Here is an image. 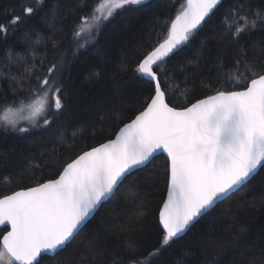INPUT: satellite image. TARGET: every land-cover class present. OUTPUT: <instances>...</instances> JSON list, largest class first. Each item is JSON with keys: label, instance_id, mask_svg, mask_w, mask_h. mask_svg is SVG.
<instances>
[{"label": "trees", "instance_id": "obj_1", "mask_svg": "<svg viewBox=\"0 0 264 264\" xmlns=\"http://www.w3.org/2000/svg\"><path fill=\"white\" fill-rule=\"evenodd\" d=\"M100 1L0 0V24L4 25H9L14 16L23 15V7L36 8L35 15L8 27L6 34L0 32V110L35 92L44 96L45 90L37 87V77L42 81L52 75L47 69L54 63L59 71L53 79L63 88L65 98L62 114L53 117L51 111L49 125L26 132L0 125V198L56 177L64 164L111 139L123 123L142 110L136 101H142L148 89L134 80L137 59L142 58V50H151L166 37L167 27L161 25L166 18L170 25L185 0H147L143 8L129 5L127 10L117 9L118 14L105 21L95 39L85 45L86 37H74L73 31L79 16L90 14ZM56 3L61 5V11L51 18L49 12ZM240 4L244 8L239 16L264 10V0H222L212 22L198 30L199 35L171 54L170 59L165 58L162 67L168 69L165 76L171 77L165 86L170 105L188 106L195 99L213 94L205 87L215 85L218 77L229 81V90H237L231 84L244 78V69H234V57L246 52L251 62L264 39V32L255 30L243 34L238 44L228 38L227 26L238 17L225 19L224 14ZM70 8L75 9L71 15ZM78 44L84 46L78 48ZM93 73L99 76L92 78ZM102 104L103 121L97 115ZM128 108L130 119L117 123L122 112L129 115L123 111ZM166 162L163 154L156 155L143 171L134 170L128 175L58 260L62 264H111L116 257L140 259L159 248V254L149 258L150 264H209L217 251L214 245L209 246V236L221 244L236 241L234 249H229L219 264L233 257L240 264V249L252 240L257 242V248L243 259L259 256L264 249V206L258 202L264 192L260 184L264 170L259 168V175L251 184L215 204L185 234L174 238L175 242L162 245L159 211L167 191ZM146 176L150 178L145 179ZM254 201L257 202L252 206ZM101 222L104 235L98 238L95 229ZM241 226L247 231L239 233ZM7 229L0 227V240ZM50 256L42 255L40 264H52Z\"/></svg>", "mask_w": 264, "mask_h": 264}, {"label": "snow or ice", "instance_id": "obj_2", "mask_svg": "<svg viewBox=\"0 0 264 264\" xmlns=\"http://www.w3.org/2000/svg\"><path fill=\"white\" fill-rule=\"evenodd\" d=\"M42 2L36 0V3ZM146 3L147 0H101L90 14L79 16L73 36L81 37L94 27L98 30L102 21L118 14L117 9L127 10L129 5L143 8ZM221 3L222 0H185L175 18L170 20V26L166 18L161 25L167 27L166 38L151 50H142L139 54L142 58L138 57L134 69V80L148 89L143 100L136 101L143 110L135 114L130 123H123V120L130 119L131 108L123 110L129 115L122 112L118 116L117 123H123V127L119 128L114 140L109 139L77 155L63 165L57 178L0 198V225H10L11 229L0 240V264H40L38 258L42 253L52 254L49 257L52 264H62L58 260L60 253L86 226L89 217L115 195L133 170L143 171L158 150L166 153L167 158V199L159 211L164 233L162 245L175 242L174 238L222 197L227 198L234 194L233 190L239 191L240 187L251 184L259 175L258 167L264 170V39L251 62L246 52L234 57V69L237 72L241 67L244 69V78L231 84L237 90H229V81L218 77L215 85L210 83L205 87V91L213 94L195 99L188 106H170L168 102L165 86L171 77L165 76L168 69L162 67L165 58L170 59V54L179 46L194 40L199 35L198 30L212 22ZM243 8V4L233 5L224 14L225 19L238 17L226 29L234 44H238L245 33L264 32V10L239 16ZM105 9L106 14H96ZM60 11L61 5L53 4L49 17L55 18ZM74 11L70 8L68 14ZM22 13L14 16L9 25L0 24V32L6 34L8 27L35 15L36 8L23 7ZM49 26H52L51 20ZM83 46L77 45L78 48ZM47 71L52 75L45 76L42 81L37 77V87L45 90L44 97L27 105L31 109L28 117L20 115L25 107L23 104L20 109H6L0 116V120L13 130L28 131L17 127L18 120L31 119L35 123V118L45 110L46 102L53 117L62 114L65 108L63 88L53 79L59 66L54 63ZM98 76L99 73L92 74V78ZM104 107L102 104L97 110L101 121L104 120ZM43 124L49 125L50 120L44 119ZM260 184L264 188V177ZM258 202L264 206V192ZM246 231L244 226L239 229V233ZM95 233L98 238L103 237V222ZM235 243L233 239L221 244L209 236V246L217 249L209 264H219V259L229 249H234ZM256 248L255 240L246 243L240 249V264H264V249L259 256L243 259ZM134 251L132 249L133 254ZM159 252V248L154 249L140 259L116 257L111 264H150L149 258ZM225 264H237V261L233 257Z\"/></svg>", "mask_w": 264, "mask_h": 264}, {"label": "rangeland", "instance_id": "obj_3", "mask_svg": "<svg viewBox=\"0 0 264 264\" xmlns=\"http://www.w3.org/2000/svg\"><path fill=\"white\" fill-rule=\"evenodd\" d=\"M101 2V1H100ZM99 2V3H100ZM98 3V4H99ZM97 4V5H98ZM97 15H103V14H106V9L104 10L103 13L101 12H97L96 13ZM105 23V21H102L101 24H100V27L99 29L97 30L95 27L92 29V31L89 33V32H85L83 35L84 37H86V42H85V45L87 43V41L89 39H95L94 36L96 35V33L102 28V24ZM43 93H40V92H35L33 93L32 95L29 96L28 99H25L23 100L22 102L12 106V105H9V106H4L1 110H0V116L4 115L5 114V110L8 109V108H12V109H20L21 108V105L23 104L25 107H24V110L20 113L21 116H24V117H28L29 116V113L31 111V109H29L27 107V105L29 104H32L34 101H36L38 98H43ZM51 114V110L47 107V105H45V110L42 111L36 118H35V123H33V121L31 119H20L18 120V124H17V127L18 128H27V129H33V128H38V127H42L44 126L43 124V120L44 119H48V116ZM0 125H3V126H6L10 129H12V127L10 125H7L3 120H0Z\"/></svg>", "mask_w": 264, "mask_h": 264}, {"label": "water", "instance_id": "obj_4", "mask_svg": "<svg viewBox=\"0 0 264 264\" xmlns=\"http://www.w3.org/2000/svg\"><path fill=\"white\" fill-rule=\"evenodd\" d=\"M174 18H175V17H174ZM174 18H173V19H174ZM169 26H170V25H169ZM165 38H166V37H165ZM165 38H164V39H165ZM164 39H163V40H164ZM163 40H162V41H163ZM162 41H160V42H162ZM160 42H159V43H160ZM182 46H184V45L179 46V48H181ZM179 48H178V49H179ZM178 49H177V50H178ZM177 50H174V52L177 51ZM170 55H171V54H170ZM203 98H204V97H203ZM201 99H202V98H201ZM170 106H172V105H170ZM142 110H143V109H142ZM142 110H141V111H142ZM137 114H138V113H137ZM134 118H135V116H134L132 119H134ZM130 122H131V120H129V121L126 122V123H130ZM121 127H123V125H122ZM118 131H119V129H118ZM118 131H117V132H118ZM115 138H116V134H115L111 139L114 140ZM108 140H109V139H108ZM108 140L105 141V142H103V143H107ZM103 143H101V144H103ZM99 145H100V144H99ZM99 145H97V146H95V147H98ZM90 149H91V148H90ZM90 149L85 150V151H89ZM83 152H84V151H83ZM80 154H82V153H80ZM159 154H163V155L166 157V153H162L161 150H158L157 152H155V153L153 154V156H156V155H159ZM75 158H76V157H75ZM75 158H74V159H75ZM70 162H71V161H70ZM68 163H69V162H68ZM62 170H63V169H62ZM62 170H61V171H62ZM258 170H259V167H258L257 171H258ZM133 171H134V170H133ZM58 175H59V174H58ZM58 175H57L56 177L52 178V179L57 178ZM45 181H46V180H45ZM45 181H43V182H45ZM43 182H42V183H43ZM34 186H36V185H34ZM34 186H30V187H34ZM26 189H27V188H22V189H18V190H16V191L26 190ZM234 191H235V190H233V192H234ZM14 192H15V191H14ZM11 194H12V193H10V194H8V195H11ZM1 198H2V197H1ZM166 199H167V191H166V196H165L164 201H165ZM222 199H224V198L222 197L221 200H222ZM221 200H220V201H221ZM164 201H163V203H164ZM218 202H219V201H217L215 204H217ZM163 203H162L161 207L163 206ZM215 204H214L213 206H215ZM213 206H212V207H213ZM212 207H211V208H212ZM98 208H99V207H98ZM211 208H210V209H211ZM210 209H208V210H210ZM208 210H206L204 213H206ZM96 211H97V210H96ZM96 211H95V212H96ZM95 212H94V213H95ZM94 213H93V215H94ZM204 213H203V214H204ZM203 214H202V215H203ZM93 215H92V216H93ZM202 215H201V216H202ZM92 216H91V217H92ZM201 216L197 217L196 220H197L198 218H200ZM91 217H89V219H90ZM196 220H194V221L192 222V224L189 226V228L194 224V222H195ZM160 226L162 227V225H160ZM0 227H4V225H0ZM7 227H8L7 231H10V230H11V229H10V225H8ZM189 228H188V229H189ZM162 229H163V228H162ZM188 229H186L184 233H181L180 236H182L183 234H185V233L188 231ZM7 231H6V232H7ZM6 232H5V233H6ZM5 233H4V234H5ZM4 234H3V235H4ZM3 235H2V237H3ZM180 236H179V237H180ZM1 240H2V238H1ZM42 255H52V254H51V253H42L41 256H42ZM38 259H40V257H39Z\"/></svg>", "mask_w": 264, "mask_h": 264}, {"label": "bare ground", "instance_id": "obj_5", "mask_svg": "<svg viewBox=\"0 0 264 264\" xmlns=\"http://www.w3.org/2000/svg\"><path fill=\"white\" fill-rule=\"evenodd\" d=\"M75 51V50H74ZM62 67V66H61ZM64 67V66H63Z\"/></svg>", "mask_w": 264, "mask_h": 264}]
</instances>
